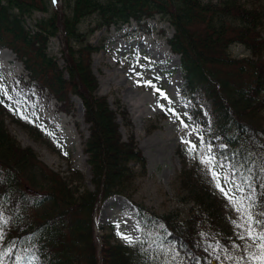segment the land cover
Masks as SVG:
<instances>
[{
	"label": "trees",
	"instance_id": "obj_1",
	"mask_svg": "<svg viewBox=\"0 0 264 264\" xmlns=\"http://www.w3.org/2000/svg\"><path fill=\"white\" fill-rule=\"evenodd\" d=\"M50 1L0 0V50H11L23 64L24 84L49 91L64 111H70L72 96L81 100L94 188L81 191L79 179L64 178L32 148L22 147L8 130L0 103V250L11 247L3 264H16L17 256L23 257L18 264H238L247 253L234 245L244 241L234 236L236 220L214 197L204 172L178 177L193 202L187 218L179 211L158 213L133 199L136 181L148 174L147 160L134 136L123 139L118 116L129 127L127 114L112 110L107 97L98 95L92 70L97 49L89 38L104 28L157 17L169 23L174 29L169 45L181 56L184 72L181 97L195 118L197 99L210 102L206 142L218 139L225 146L218 159L229 163L245 196L254 195L259 213L264 212V5L259 0H64L60 15L56 11L28 26L35 13H49ZM93 16L96 26L83 32L82 23ZM59 33L63 68L49 53ZM236 45L247 56L234 57L230 50ZM75 175L82 178L79 171ZM115 196L137 209L140 238L116 243L109 224L102 228L99 249L95 213L100 202Z\"/></svg>",
	"mask_w": 264,
	"mask_h": 264
},
{
	"label": "rangeland",
	"instance_id": "obj_2",
	"mask_svg": "<svg viewBox=\"0 0 264 264\" xmlns=\"http://www.w3.org/2000/svg\"><path fill=\"white\" fill-rule=\"evenodd\" d=\"M259 2L264 5V0ZM63 4L64 0H51L49 13H35L27 19L28 26L56 11L60 15ZM96 22L95 16L87 18L81 25L82 31L94 28ZM173 35L174 29L169 23L157 17L147 23L132 22L121 29L104 28L89 38V43L97 49L92 55V70L99 81L98 95L107 97L111 108L118 113L123 111L127 114L129 127L124 125L120 117L123 139L128 141L130 136H134L147 160L148 174L136 181L133 199L158 213L179 211L187 218L193 202L178 177L184 171L199 170L211 180L212 194L223 203L226 213L237 224L242 223L240 213L216 187V180L212 176V171L219 174L220 185L226 191L230 190V197H246L244 189L240 191L235 187L240 184L234 179V172L229 171V163H221L217 157L225 146L218 139H215V144L206 142L210 103L197 99L193 105L195 118L189 112V102H184L179 92H173L179 75L184 83L180 56L173 53L169 46ZM49 45V53L63 68V35L59 33ZM230 52L237 58L248 54L242 46L237 45ZM24 75L25 69L15 54L8 49L0 50V84L12 97L11 100L0 97L4 101L1 106L7 110L3 118L8 130L22 147L32 148L49 168L64 178L74 176L76 178L73 180L79 179L81 191L93 189L91 168L84 153L90 131L84 119L82 103L79 105L75 101L78 98L72 96L70 111L66 113L49 91L39 92L36 88L22 84ZM148 81L154 87L149 86L146 83ZM51 106L57 110L52 111ZM60 116L70 122L66 125L59 123ZM191 144L196 145L195 151H189ZM209 157L215 158L212 165L202 162ZM75 171H79L82 178L75 175ZM243 203L247 205L248 200L245 199ZM96 213L95 229L99 249L104 236L102 228L109 224L115 227L116 243L126 245L139 240L141 229L137 210L124 196L100 202ZM233 229L235 237L243 231L236 226ZM121 234L131 240H125Z\"/></svg>",
	"mask_w": 264,
	"mask_h": 264
},
{
	"label": "snow or ice",
	"instance_id": "obj_3",
	"mask_svg": "<svg viewBox=\"0 0 264 264\" xmlns=\"http://www.w3.org/2000/svg\"><path fill=\"white\" fill-rule=\"evenodd\" d=\"M149 86L151 85V82H146ZM154 87V86H153ZM157 91H159L157 89ZM161 95H164L161 93ZM0 97H7L9 100L12 99L11 96L8 95L7 89L0 84ZM167 99V97L165 96ZM3 99L0 98V103H3ZM171 110V109H170ZM174 111V110H171ZM186 127V125H185ZM185 143H190L188 141H185ZM196 145L191 144L189 151H195ZM210 150V148H209ZM215 158L209 157L206 160L202 161L204 163H207L209 165H212L214 163ZM211 170V169H210ZM213 179L216 180V187L220 189V191L229 199V202L233 204L235 210L240 213V219L242 223L237 224L235 221H233L234 225L238 228L243 229V231L237 233L238 239L244 241L242 245H234V248L242 249L243 252L247 253V257L241 256L240 260L238 261V264H264V212H253L252 209L255 207L254 201L255 197L254 195H249L248 197H241L237 198L234 196H229V191H226L224 188L220 185V176L217 172L212 171ZM249 179L248 177H245V180ZM264 186V185H262ZM237 190L243 191V188L241 185H235ZM249 187L251 188V185L249 184ZM247 199L249 200V203L245 205L243 201ZM3 223H6L4 221ZM255 225V227L253 226ZM119 227V225H117ZM122 235V234H121ZM125 240H131L130 237L123 236ZM4 240V232L2 231V224H0V241ZM248 241H251V243H248ZM12 246H15V241L12 242ZM11 255V247L7 249V251L0 250V264H3V257ZM22 256H17V262L22 260ZM227 259H233L232 256H228Z\"/></svg>",
	"mask_w": 264,
	"mask_h": 264
},
{
	"label": "bare ground",
	"instance_id": "obj_4",
	"mask_svg": "<svg viewBox=\"0 0 264 264\" xmlns=\"http://www.w3.org/2000/svg\"><path fill=\"white\" fill-rule=\"evenodd\" d=\"M167 48L169 49V47L167 46ZM4 52H6V53H8V51H4ZM183 82H182V77H181V75H179V77L176 79V81H175V83H174V86H173V92L175 93V92H179L178 90H179V87H180V85L182 84ZM79 99V98H78ZM76 99L75 101H77V103L79 104V105H81V100L79 99ZM51 108H52V111H56L57 110V108H55V107H53V106H51ZM65 117L63 116V117H59V123H62V124H64V125H66L67 123H69L70 122V120H66V119H64ZM53 120H50V122H52ZM10 132V131H9ZM12 135V134H11ZM13 136V135H12ZM34 149H36V148H34ZM81 152H82V149H81ZM84 159H86V156H84ZM97 213H95V215H96Z\"/></svg>",
	"mask_w": 264,
	"mask_h": 264
}]
</instances>
